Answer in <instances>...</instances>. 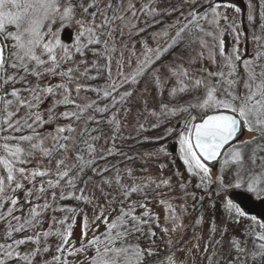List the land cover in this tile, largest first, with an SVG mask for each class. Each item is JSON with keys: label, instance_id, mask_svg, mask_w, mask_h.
Wrapping results in <instances>:
<instances>
[{"label": "rangeland", "instance_id": "rangeland-1", "mask_svg": "<svg viewBox=\"0 0 264 264\" xmlns=\"http://www.w3.org/2000/svg\"><path fill=\"white\" fill-rule=\"evenodd\" d=\"M101 1L106 18L99 45L101 54L106 55L109 81L112 86L126 83L112 101L117 108L107 119L104 133L91 138L92 143L87 142L77 158L70 161L73 164L69 170L75 176L65 183L74 181L76 196L70 193L68 197L74 200L80 195L83 199L75 225L68 229L70 237L79 244L101 230L102 219L113 215L120 205L144 200L158 215V226L155 241L140 238L146 256L141 264H148L146 259L155 253L154 249L161 248H172L166 264H264V251L259 259L253 257L254 245L264 250V196L255 200L249 193L259 180H264V168L254 172L248 160L232 151L222 158L217 170L211 171L196 158L190 144L193 124L217 111L240 115L247 129L243 141L256 136L264 140V0ZM81 2L0 0V41L6 58L4 85L10 89L4 117H23L17 116V110L28 100L16 98L20 91L17 88L38 82L39 78L49 80L59 72L49 67L47 72L41 70L46 64L56 63L64 49L63 39L72 36V44L79 38L75 27L64 38L62 31L73 22L85 25L88 21L90 16L81 12ZM85 29L93 33V26L87 24ZM93 51L94 47L87 52L92 55ZM51 88H55L54 83ZM53 92L49 88L41 93L40 102L48 98L42 105L47 110L63 99L55 98ZM76 98L86 101L84 95ZM50 113L43 115L50 117ZM4 127L5 123H1L0 129ZM76 127L75 140L86 129L79 123ZM42 128L45 132L41 136L27 139L21 148H33L34 152V147L40 148L41 141L46 140L54 142L55 148L58 138L56 141L55 133L46 132L52 128ZM65 134V139L71 137ZM157 134L156 140L161 139L163 144L159 141L154 148L175 159V171L165 164L163 171L143 179L139 175L142 168L131 165V161L127 166L113 168L124 156L142 151V139ZM136 135L138 140H131ZM14 137L4 141L6 146L0 139L2 191L14 177L15 184L11 186L15 189L29 180L28 174L25 178L22 173L9 176L3 170L4 158L8 159V167L13 162L6 149L18 147ZM47 155L39 149L35 154V164L45 162L44 168H38L36 178H44L48 166L56 167L54 161L47 163ZM25 167L26 173L37 169L32 163ZM61 178L54 171L49 188L55 189V182ZM218 179L222 183L248 181V190L242 193L231 189L220 195L226 213L217 208L206 218L196 217L200 201L217 195L219 184L213 185ZM9 194L12 189L6 191ZM24 231L19 230V235Z\"/></svg>", "mask_w": 264, "mask_h": 264}, {"label": "trees", "instance_id": "trees-1", "mask_svg": "<svg viewBox=\"0 0 264 264\" xmlns=\"http://www.w3.org/2000/svg\"><path fill=\"white\" fill-rule=\"evenodd\" d=\"M103 4L104 2L101 0H93V2L82 0L80 9L84 15L90 16L88 21L85 25L82 21L73 22L69 24L68 29L62 31V38H64L65 34L70 33L69 30L75 27L79 33V38L75 39L72 44L70 42L72 36L69 37L70 39H63L64 49L60 50V56L56 63L46 64L42 67L41 71L44 70V72L48 71L46 70L48 67L53 70L59 69L56 75L49 80L39 78L36 79L38 82H27L25 87L17 88L20 91L16 94V98L19 101L28 100L23 104V107L19 108V111L17 110V116L23 117H4L7 113L5 105L8 90H10L4 85L6 67L4 54L1 72L0 124L5 123V127L3 130L0 129V139L1 141L4 139L3 144L4 141L6 142L7 139L15 136L14 140L18 147L6 149L7 155L10 158L13 157V162L8 167L6 166L8 159L4 158V166L2 167L9 176L14 173H22L21 177L25 178V174H28L29 180L17 185L18 188L15 189L11 186L12 183L15 184L16 178L14 177L6 183L7 185L5 184L3 191L0 190V264H18L19 262L20 264H141L146 257L142 237L150 239V241L156 240L158 215L152 207L145 204L144 200L140 203L133 202L120 205L113 215H107L102 219L101 230L87 240L79 242V244L75 243V237L69 235L70 230L68 229L70 227L73 229L77 213L83 205V199L80 195L77 196L78 199L74 200L68 197L70 193L76 196V188L73 184L75 173L73 174L69 170L73 164L70 161L74 157L77 158L79 150L87 142H91V138L95 139V135L100 136L104 133L108 124L107 119H110L113 109L117 108L112 101L117 99L118 94L124 88L123 84L126 83L113 86L110 84L109 74L105 66L106 55L101 54L102 46L99 44L103 40L101 35L104 32L103 26L106 18L103 14L105 11ZM87 24L93 26V33L85 29ZM93 47L95 51L90 55L87 51ZM85 50L87 51L83 54ZM93 65L95 66L93 67ZM53 73L56 72L51 74L53 75ZM52 83H54V89L51 88ZM49 88L54 91L53 96L55 98L63 99L57 101L55 108L47 110L42 105L43 103L46 104L48 98L42 99V102H40V98L41 93ZM76 95L78 97L84 95L86 101L82 100L84 101L82 102L79 98L77 104ZM50 111V117H44L43 114ZM78 123L82 127L85 125L86 129L80 137H76V141L73 137ZM46 125L52 128V131L49 129L46 132L55 133V140L56 137L58 138V141L56 140L58 144L55 145V148L52 146L54 142L49 143L46 142L47 140L41 141L40 148L39 146L34 147V152H32L33 148L27 151L21 148L32 137L41 136V133L45 132V128L42 127ZM24 128L26 130L22 132L23 135L17 137L16 134L20 133L21 130L24 131ZM65 133H70L71 137L65 139L67 137ZM157 138H159V134L148 137V139H142L143 150H137L138 152L136 151L132 155L124 156L113 168L131 161V165L136 164L142 168V173L139 175L143 179L161 171L165 164L171 168L169 170L175 171V159L170 154L156 151L157 148H154L159 141L160 145L163 144V141L161 139L156 140ZM133 139L138 140V136L131 137V140ZM21 140L26 141L22 142ZM108 144L110 145V143ZM38 149L44 150L48 154V164L54 161V167L56 165L55 168L48 166V169H45L44 178H36L38 168L45 167L44 161L35 164V154H37ZM232 151L239 152L241 157L248 160L250 168L254 172L259 173L264 168V140L261 136H256L233 146L226 154ZM55 154H58L59 158ZM53 157L56 159H52ZM31 163L37 169H34L32 173H26L25 171L28 170L25 164L31 165ZM199 165L206 169L200 163ZM68 170L69 174H67ZM54 171L60 173L62 178L55 182V189H50L48 182ZM69 178L73 180L67 185L65 180ZM248 183V181L240 184L235 183V181L222 183L218 179L213 185L216 187L219 184L217 195L208 197V201L201 200L194 215L206 218V216L216 213L217 208L226 213V206L221 203L223 200H219L220 195L229 193L231 189H239V192L244 193L248 190ZM11 189L12 194L7 196L6 191ZM249 193L251 198L255 200L262 199L264 180H259L255 187L249 190ZM34 195L38 196L32 198ZM24 229L23 234L19 235L18 231ZM170 249L166 251L164 248L161 250L154 249L155 253L146 259L147 263H168ZM253 250V257L257 259L261 257V253L264 251L260 245H254ZM13 253H15L14 256Z\"/></svg>", "mask_w": 264, "mask_h": 264}, {"label": "water", "instance_id": "water-1", "mask_svg": "<svg viewBox=\"0 0 264 264\" xmlns=\"http://www.w3.org/2000/svg\"><path fill=\"white\" fill-rule=\"evenodd\" d=\"M3 61L4 50L0 42V92ZM246 130L239 114L229 111L211 112L193 124L190 143L196 157L206 167L215 171L224 154L244 140Z\"/></svg>", "mask_w": 264, "mask_h": 264}]
</instances>
